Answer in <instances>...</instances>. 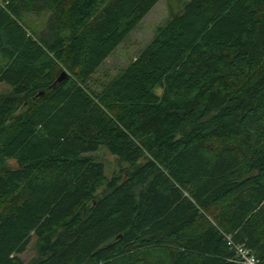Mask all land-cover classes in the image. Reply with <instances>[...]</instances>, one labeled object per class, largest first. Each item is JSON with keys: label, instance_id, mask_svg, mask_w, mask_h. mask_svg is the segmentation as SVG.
Instances as JSON below:
<instances>
[{"label": "trees", "instance_id": "trees-1", "mask_svg": "<svg viewBox=\"0 0 264 264\" xmlns=\"http://www.w3.org/2000/svg\"><path fill=\"white\" fill-rule=\"evenodd\" d=\"M160 1L0 0V264H264V0L187 1L96 78Z\"/></svg>", "mask_w": 264, "mask_h": 264}, {"label": "rangeland", "instance_id": "rangeland-1", "mask_svg": "<svg viewBox=\"0 0 264 264\" xmlns=\"http://www.w3.org/2000/svg\"><path fill=\"white\" fill-rule=\"evenodd\" d=\"M190 0H161L152 11L141 21L137 28L131 32L129 37L116 49V51L106 60L99 69L96 78L105 80L115 77L123 68L133 61L138 53L144 49L159 28L164 26L173 14L177 13L183 5ZM43 19V18H42ZM35 20L38 19L34 18ZM9 87L0 83V94L7 93ZM97 162L105 167L106 177L110 180L114 175H119L128 168L127 164L120 162L115 156L102 146L100 150L93 153ZM11 168H16L14 161L9 162ZM107 186H103L97 193L101 196ZM18 256L25 264H30L39 257L37 237L32 236L25 251Z\"/></svg>", "mask_w": 264, "mask_h": 264}, {"label": "built area", "instance_id": "built-area-1", "mask_svg": "<svg viewBox=\"0 0 264 264\" xmlns=\"http://www.w3.org/2000/svg\"><path fill=\"white\" fill-rule=\"evenodd\" d=\"M239 252L240 257L242 258L245 264H258V260L254 256L249 255L245 250L240 249Z\"/></svg>", "mask_w": 264, "mask_h": 264}, {"label": "water", "instance_id": "water-1", "mask_svg": "<svg viewBox=\"0 0 264 264\" xmlns=\"http://www.w3.org/2000/svg\"><path fill=\"white\" fill-rule=\"evenodd\" d=\"M66 77H67V74L66 73H62L60 78L58 79L57 83L62 82Z\"/></svg>", "mask_w": 264, "mask_h": 264}]
</instances>
